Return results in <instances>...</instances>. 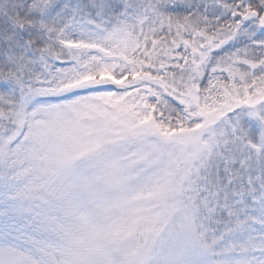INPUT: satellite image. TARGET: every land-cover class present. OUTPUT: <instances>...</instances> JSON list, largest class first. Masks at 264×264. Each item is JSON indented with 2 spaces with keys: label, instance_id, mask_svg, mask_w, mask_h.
Returning a JSON list of instances; mask_svg holds the SVG:
<instances>
[{
  "label": "snow or ice",
  "instance_id": "obj_1",
  "mask_svg": "<svg viewBox=\"0 0 264 264\" xmlns=\"http://www.w3.org/2000/svg\"><path fill=\"white\" fill-rule=\"evenodd\" d=\"M0 264H264V0H0Z\"/></svg>",
  "mask_w": 264,
  "mask_h": 264
}]
</instances>
